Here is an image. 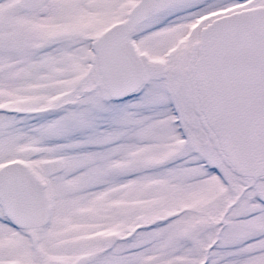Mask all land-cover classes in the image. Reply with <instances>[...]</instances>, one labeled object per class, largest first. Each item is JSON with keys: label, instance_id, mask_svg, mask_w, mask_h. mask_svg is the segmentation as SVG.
<instances>
[{"label": "snow or ice", "instance_id": "obj_1", "mask_svg": "<svg viewBox=\"0 0 264 264\" xmlns=\"http://www.w3.org/2000/svg\"><path fill=\"white\" fill-rule=\"evenodd\" d=\"M0 264H264V0H0Z\"/></svg>", "mask_w": 264, "mask_h": 264}]
</instances>
